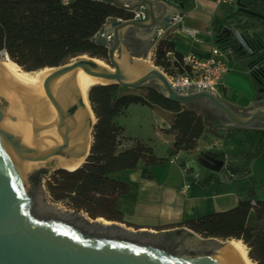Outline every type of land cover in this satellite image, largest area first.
Wrapping results in <instances>:
<instances>
[{"label":"water","instance_id":"water-1","mask_svg":"<svg viewBox=\"0 0 264 264\" xmlns=\"http://www.w3.org/2000/svg\"><path fill=\"white\" fill-rule=\"evenodd\" d=\"M103 1L145 14V19L110 18L109 41L100 35L104 28L94 36L97 43L107 47L105 62L111 69L80 54L69 63L40 72L32 81L0 62V264H240L235 252L223 245L224 240L204 238L189 228L161 232L132 230L118 221L106 224L97 218L90 220L81 211L64 209V214L58 208H39L40 177L64 168L57 163L71 167L82 156L84 161L90 149L95 116L82 98L84 72L94 80H111L107 83L130 88L157 82L162 94L181 103L204 98L234 125H249L264 117V108L256 107L242 115L205 89L180 92L155 65L134 77L117 61L115 55L125 52L128 26H155L157 6L163 13L172 6V16L179 17L183 0ZM262 3V0H237L215 33L218 46L228 57L246 59L257 84L258 99L264 97ZM170 17L163 16L164 27ZM160 27L157 25L156 29ZM128 59L133 62L134 57L128 55ZM255 64L259 65V71L252 70ZM263 150L264 147L262 153ZM167 169V183L174 185L191 177L193 182L207 186L224 181L232 173L211 151L171 161ZM243 169L237 175L247 173V180H251L247 166Z\"/></svg>","mask_w":264,"mask_h":264},{"label":"trees","instance_id":"trees-1","mask_svg":"<svg viewBox=\"0 0 264 264\" xmlns=\"http://www.w3.org/2000/svg\"><path fill=\"white\" fill-rule=\"evenodd\" d=\"M132 16V12L103 0H69L66 4L62 0H0V53L4 50L8 59L26 72L61 65L80 54L107 62V47L94 36L108 18ZM182 55L172 32L165 30L157 36L152 56L155 66L169 76L183 73ZM87 99L95 116L89 152L76 168L51 172L44 180L45 188L52 201L83 211L90 218L123 222L117 200L128 190V183L109 177L108 172L140 167L142 176L152 177V165L168 163L179 151L195 148L204 131L203 117L196 109L166 97L153 82L137 88L112 82L93 84L87 89ZM131 104L172 113L169 126L161 128L172 135L163 154L157 155L152 145L139 137L124 134L117 117ZM126 143L130 145L124 146ZM244 191L231 208L167 227L183 225L204 238L240 240L251 263L264 264V199L255 197L252 179L245 182Z\"/></svg>","mask_w":264,"mask_h":264},{"label":"crops","instance_id":"crops-1","mask_svg":"<svg viewBox=\"0 0 264 264\" xmlns=\"http://www.w3.org/2000/svg\"><path fill=\"white\" fill-rule=\"evenodd\" d=\"M183 2L182 15L179 17L172 16L174 9L172 6H168L165 13L157 6L154 13L157 21L155 26H128L124 37L125 52L122 53L152 60L157 39L156 26L160 25L167 32H172L175 47L179 52L210 55L212 46H218L215 33L234 4L218 0H183ZM166 15L171 17L168 26L164 27L166 20L163 16ZM110 20L108 18L102 26L104 34L110 32ZM180 26L196 29L198 33L193 37L188 36L179 30ZM223 57L227 71L216 87L217 96L242 115H247L256 107L264 108V97L260 99L255 97L257 84L250 73L246 59L230 58L225 52ZM183 105L201 113L204 131L194 149L179 151L170 158L169 162L182 160L201 151H211L215 159H222L223 167L228 168L232 175L224 181L203 186L193 182L191 177H185L179 185L168 184L169 162L152 165L150 167L152 177L142 176L140 167L108 172L109 177L128 183V190L118 197L117 208L123 213V222L119 223L129 229L161 232L187 228L183 225L167 226L235 206L245 194L244 185L247 177L237 175L240 170H244V165L252 173L255 197L264 199V179L255 177L253 165L258 157L264 158L262 153L264 129L260 128L264 127V117L255 119L249 125L239 126L231 124L204 98H196ZM157 109V117L152 122L156 140L151 144L154 149L156 141H161L165 146L161 151L163 154L172 141V135L162 133L159 129L169 126L172 113ZM124 125L126 131L127 123ZM138 125L140 128L143 126ZM184 182H189L190 185L182 191L181 186Z\"/></svg>","mask_w":264,"mask_h":264},{"label":"built area","instance_id":"built-area-1","mask_svg":"<svg viewBox=\"0 0 264 264\" xmlns=\"http://www.w3.org/2000/svg\"><path fill=\"white\" fill-rule=\"evenodd\" d=\"M69 0H62L63 3H68ZM221 2L235 4L237 0H218ZM145 19V14L142 11L133 12L131 18ZM177 18V17H176ZM179 30L188 36H195L198 31L193 28L180 26ZM98 33V32H97ZM96 33V35H97ZM165 33V29L160 27L156 31V35L162 36ZM99 34V33H98ZM104 38L109 41L111 39V33H100ZM1 58H8L4 50L0 53ZM182 62L186 66L183 73L169 76L168 79L174 88H177L180 92H188L192 88L205 89L213 94L217 95V85L221 82L224 74L227 71L226 61L223 57L222 49L213 45L211 48V54L208 56H201L193 52H186L182 55ZM259 71L258 64L252 66V70ZM232 173H230V176ZM230 176H225L229 178ZM189 182H184L181 186V190L185 191L189 187Z\"/></svg>","mask_w":264,"mask_h":264},{"label":"rangeland","instance_id":"rangeland-1","mask_svg":"<svg viewBox=\"0 0 264 264\" xmlns=\"http://www.w3.org/2000/svg\"><path fill=\"white\" fill-rule=\"evenodd\" d=\"M86 55H88V54H86ZM0 59H2V58H0ZM73 59H74V57L70 58L66 63L71 62ZM149 61L151 64H153L151 59ZM166 75L169 77L168 74H166ZM153 83L158 87L157 82H153ZM156 110H158L157 107H149V106L140 105V104H131L127 108L126 113L119 115L117 117V120L122 125L127 123L128 128L126 129L127 132L124 131L125 135L128 133L129 136H131V137H137V138L139 137L144 142H146L147 144L150 145L152 143V141L156 140V137L153 134L154 131H153V123H152L153 120L155 119V117H157L156 116ZM210 112H212V111H210ZM138 124H142L143 125L142 128H140ZM124 127H125V125H124ZM159 130L162 133H164L161 128ZM126 144L130 145V143H126ZM155 144H156V147L154 148L155 153L157 155H161V151L165 147L164 144L161 143V141H159V140L156 141ZM253 165H254V170H255V177L256 178L260 177V178L264 179V158L258 157L255 160ZM47 175L48 174L45 173L44 176H41L40 177V183L37 185L38 193H39V197H38L39 208L41 210H44V209L49 208V207L55 208V209L58 208L59 210H62L60 212H62L64 214H66L65 212H63L64 209H68V210L73 212L74 211L73 209L67 207L63 203L54 202L50 199V197L48 196V193L46 191L45 184H44V180L47 177ZM81 212H83V211H81ZM94 219L95 218H90V220H94ZM109 221H111V220H109ZM222 240H224V239H222ZM244 248H245V246H244ZM245 251H246V248H245ZM250 263H251V261H250Z\"/></svg>","mask_w":264,"mask_h":264},{"label":"bare ground","instance_id":"bare-ground-1","mask_svg":"<svg viewBox=\"0 0 264 264\" xmlns=\"http://www.w3.org/2000/svg\"><path fill=\"white\" fill-rule=\"evenodd\" d=\"M82 57L93 58V59L97 60L98 62L104 64L107 68L111 69V66H109L104 60H102L100 58H96V57H93V56L90 57V56H88L86 54L83 55ZM115 58L117 59L118 62H120L124 66L125 71L127 73L131 74L134 77H136V76L140 75L141 73L145 72L147 69L154 67V65L150 63L148 58L134 57L133 62H130L129 59H128V55H126V53H122L120 55L116 54ZM0 62L4 63L15 74H17L19 76H22L24 78H27L29 80H32V81H34L36 79V76L40 72H42V71H44V70H46L48 68H51V67L45 66V67L39 68V69H37V70H35L33 72H26V71H23L22 69H20L15 62L11 61L8 58H2V59H0ZM110 81L111 80L101 82L100 80H94L91 77V75L89 73H87V72H84L82 74V98H83V101H84L87 109H90V106H89V103H88V99H87V89L93 84H98V83L104 84V83H107V82H110ZM83 158H84V156H82L78 160V162L76 164H74L73 166H71V167H69L67 165H64L63 163H57L55 165H59V166H62L64 168H66V169L71 170V169H74L77 166H79L83 162ZM97 220L99 222H101V223H106V224L110 222L109 220H106V219H104L102 217H98ZM223 245L229 247L230 249H232L235 252V254L239 258L240 264H251L250 260L248 259L247 255H246L244 245L242 244V242H240V240H236V239H233V238H228V239H225L223 241Z\"/></svg>","mask_w":264,"mask_h":264},{"label":"flooded vegetation","instance_id":"flooded-vegetation-1","mask_svg":"<svg viewBox=\"0 0 264 264\" xmlns=\"http://www.w3.org/2000/svg\"><path fill=\"white\" fill-rule=\"evenodd\" d=\"M241 176H247V173H245V175H244V174H242Z\"/></svg>","mask_w":264,"mask_h":264}]
</instances>
